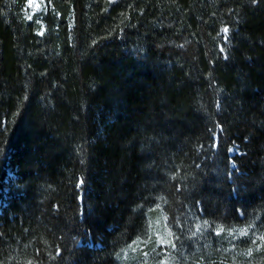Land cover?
<instances>
[{
  "label": "trees",
  "instance_id": "1",
  "mask_svg": "<svg viewBox=\"0 0 264 264\" xmlns=\"http://www.w3.org/2000/svg\"><path fill=\"white\" fill-rule=\"evenodd\" d=\"M46 1L38 36L0 0L2 263L120 264L159 203L191 262L264 264L192 222L264 234V0Z\"/></svg>",
  "mask_w": 264,
  "mask_h": 264
},
{
  "label": "rangeland",
  "instance_id": "2",
  "mask_svg": "<svg viewBox=\"0 0 264 264\" xmlns=\"http://www.w3.org/2000/svg\"><path fill=\"white\" fill-rule=\"evenodd\" d=\"M47 4L46 0H27L22 8V18L27 22H35L38 36H43L46 32L45 24L41 18L48 11L49 4ZM41 32H43V35H40ZM224 33L228 36V31ZM227 36H225V39ZM236 152L237 149L235 147L233 148V153ZM166 214L165 207L159 206V203H154L148 207L146 231L142 235L133 238L121 251L118 259L120 264H212L206 261V263H201L200 259H194L195 262H191L184 257V251L181 248L182 236L177 237L175 235L177 233L175 230H177L176 227L178 226L173 224ZM192 222L196 233L200 232V228L206 226L203 231L206 234H213V236L221 238V244L226 241L231 242L233 248L230 247V250L240 252L237 245L246 242L251 251L247 252L246 256L238 254V259L246 258L252 260L251 257L257 256L255 253H260L264 245V234L261 236V232H251L246 227L223 229L222 227H214L207 224V221L203 219L199 221L193 219ZM85 244L91 245L92 243L87 240ZM217 248L219 247L217 246ZM219 260L221 261L222 259ZM0 264H3L1 259ZM245 264H248V262Z\"/></svg>",
  "mask_w": 264,
  "mask_h": 264
},
{
  "label": "snow or ice",
  "instance_id": "3",
  "mask_svg": "<svg viewBox=\"0 0 264 264\" xmlns=\"http://www.w3.org/2000/svg\"><path fill=\"white\" fill-rule=\"evenodd\" d=\"M29 19H31V17H29ZM227 31H228V29H227V28H225V29H224V32H227ZM40 35H43V32H41V33H40ZM80 183L82 184V183H83V181H80Z\"/></svg>",
  "mask_w": 264,
  "mask_h": 264
}]
</instances>
